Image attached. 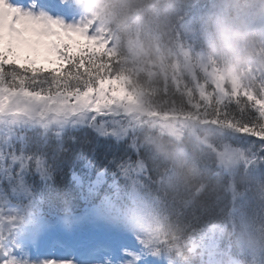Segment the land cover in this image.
I'll return each instance as SVG.
<instances>
[{
    "label": "trees",
    "instance_id": "obj_1",
    "mask_svg": "<svg viewBox=\"0 0 264 264\" xmlns=\"http://www.w3.org/2000/svg\"><path fill=\"white\" fill-rule=\"evenodd\" d=\"M104 1L117 14L125 13V18L136 2L143 1L147 10L150 7L155 9L153 26L160 35H164L163 44L157 51L148 45L150 42L144 41V53L137 58L127 52L130 43L123 37L114 48L106 49L105 78L111 77L114 83L123 82L125 99L130 95L128 92L133 93L131 100L140 101L150 113L169 110L176 115H189L238 131L245 127L255 131L264 128V117L258 115L244 96L245 91H250L264 99V35L257 39L250 63L242 69L227 64L228 68L220 71L224 74H218L213 79L200 69L176 66L172 57L178 44L186 48L191 45L194 49L204 46V36L208 31L204 25H209L213 19L221 22L219 14L213 16V0ZM260 18H255L254 22ZM117 26L118 31L123 32L130 26V21L120 20ZM256 27L264 30V26ZM229 68L234 69L239 77L238 86H233L228 75ZM216 80L221 81V86L214 82ZM116 91L115 99L122 100ZM149 122L150 117L138 120L134 137L124 140L126 143L123 145L97 139L86 128L65 129L60 139L55 136L54 130L25 129L19 148L29 154H37L47 175L30 178L27 176L30 169L24 172V178L31 181L41 194L48 215L80 211L85 204L99 202L105 193H111L113 198L122 197V191H107L104 183L94 187V179L98 169L109 165L114 156H119L123 148H128L135 160L147 167L148 187L159 199V219L173 247L185 252L183 245L188 244L198 230L222 221L226 217V208L236 204L245 209L246 218L239 225L241 233L244 237L253 238L255 259L264 264V143L257 140L260 136L253 135L252 131H240L255 139L242 136L232 144L248 145L260 157L259 167L253 171L240 167L230 177L217 168L212 159H202L200 152L189 146L187 141L178 144L164 133L151 132ZM225 136L216 134V140L224 142L228 140ZM70 137H75V141ZM193 156L200 157L198 161L201 163L198 164ZM107 177L111 178V172ZM86 178H90L91 185ZM162 178L166 181L162 182ZM58 189L61 190L59 195ZM236 193L243 197L235 203L231 196ZM122 202L119 200V203ZM115 203H118L117 200ZM233 242L239 249L240 241L236 235Z\"/></svg>",
    "mask_w": 264,
    "mask_h": 264
},
{
    "label": "snow or ice",
    "instance_id": "obj_2",
    "mask_svg": "<svg viewBox=\"0 0 264 264\" xmlns=\"http://www.w3.org/2000/svg\"><path fill=\"white\" fill-rule=\"evenodd\" d=\"M36 3L37 0H30L29 7L24 8L14 6L9 0H0V118L29 117L41 128L55 127L58 139L63 129L71 124L73 128L90 130L97 139L123 145L126 141L105 119L110 107L105 98L114 84L111 77L104 75L107 42L94 30L91 18L81 16L77 20L70 16L72 19L66 21L35 7ZM59 3L64 4L66 0H59ZM92 8L100 9L93 15L105 14V6L99 0ZM228 75L233 86H238L239 77L234 69L229 68ZM244 96L258 115L264 117V99L250 91H245ZM77 116L81 120L73 119ZM239 130L252 131L264 143V128L261 131L251 127ZM70 139L75 141L76 138ZM134 165V154L123 148L109 165L97 171L105 177L111 172L114 181L120 175L127 177ZM9 168L10 176L5 171ZM27 168L47 175L37 154L6 151L0 142V172L4 173L0 180H10L13 187L23 189L30 202L14 208L0 198V264H85V259L74 256L39 252L38 243L46 232L37 235L30 227L35 223L30 211L34 190L25 187L24 170ZM86 179L91 185L90 178ZM57 194H61L60 189ZM109 227L121 238H131L132 243H117V255L111 259L102 258L99 264H155L159 261L156 257L168 250L166 237L159 228L153 230L137 223L139 231L133 238L129 231Z\"/></svg>",
    "mask_w": 264,
    "mask_h": 264
},
{
    "label": "rangeland",
    "instance_id": "obj_3",
    "mask_svg": "<svg viewBox=\"0 0 264 264\" xmlns=\"http://www.w3.org/2000/svg\"><path fill=\"white\" fill-rule=\"evenodd\" d=\"M18 7H22V6H18ZM80 7L83 8L84 10H86L87 8V6H85L84 4L81 5ZM81 16H84V15L77 16L75 14L74 18L79 20ZM184 55H187L188 57V54L183 53V61L186 62ZM192 59L194 60V64L200 68V72L202 73L209 71L210 69H215L213 68L214 67L213 64L211 66L207 60L205 63V61L203 59H200V56L198 55H192ZM122 83H123L122 81H119V83L115 82L112 86V91L109 92L105 98L108 104L110 105L108 112L106 113L105 119L111 122V124L120 133L121 137H124V136H129V133L133 134L132 132L135 129V125H136L135 123L138 122L137 117L139 116L141 118H147L150 116V111H147V109L143 107V104H141L140 101L136 99L131 100V95L133 93L128 92V94L130 95H127L125 99L123 96L126 93V91L124 87L122 86ZM115 91L118 92L120 97H122V100L115 99ZM132 105L135 107H138L134 113L132 112L133 111ZM73 119L76 121H79L81 120V117L77 116ZM160 121H161V125H160L161 129L169 128L167 123H165V119L163 117L160 119ZM32 124H37V123H35L31 118L24 117V116H19V117L4 116L0 118V142H2L4 149L6 151L15 150L13 147V144H14L15 139H20L19 137L20 129L25 126H31ZM189 124H190L189 132L193 134L194 136L197 135L198 130H212L213 129L212 125L194 126V124L192 123H189ZM50 127L52 128V130L56 131L55 127H52V126ZM69 127H72L71 124L67 125L63 130ZM219 150L220 151L218 152V155H216L217 162L219 163L221 167L225 168L228 171L232 170L230 168H232L238 162L250 164L251 162L255 161V159L253 158V155L251 154L249 150H237L236 148L231 147L229 145H223L220 147ZM8 171H9V174H11V168H9ZM143 171H144V167H143L142 162L135 160V165L131 169L130 174L127 177L120 175L119 177L116 178L118 181H123V182L120 184L118 183L116 185H113L112 182H109L108 189L113 190V189L120 188V189L127 190L128 198L131 204H133L136 208L134 212L137 215H140L143 212H144L143 213L144 215L150 214L149 218L150 220H152L153 215L151 214V212H154L156 216L155 206L154 204H152L151 198L145 195L141 191V187H140L141 176L143 174ZM104 181H105V176L103 174H99L96 180H94V184L96 182L101 184ZM17 188L19 187L17 186ZM214 226H216V230H221L223 227V224H218ZM41 228L43 229L44 232L53 233L55 228L59 229V226L58 224H53L51 228H47V227H41ZM213 231H215V228H211L209 230V232H213ZM81 239H88V235L84 233ZM93 241H94V238L92 242ZM126 242L129 244L131 243L130 239H128V241ZM243 242L245 241L241 239V243ZM95 257L98 260L101 259L98 254H95ZM102 258H104V256H102ZM98 260H94L90 264H97Z\"/></svg>",
    "mask_w": 264,
    "mask_h": 264
},
{
    "label": "clouds",
    "instance_id": "obj_4",
    "mask_svg": "<svg viewBox=\"0 0 264 264\" xmlns=\"http://www.w3.org/2000/svg\"><path fill=\"white\" fill-rule=\"evenodd\" d=\"M213 16L219 14L221 22L212 20L204 36V48L208 55L236 69L244 68L252 59V50L264 30L254 23L264 18V0H213ZM245 242L253 238L241 236Z\"/></svg>",
    "mask_w": 264,
    "mask_h": 264
},
{
    "label": "bare ground",
    "instance_id": "obj_5",
    "mask_svg": "<svg viewBox=\"0 0 264 264\" xmlns=\"http://www.w3.org/2000/svg\"><path fill=\"white\" fill-rule=\"evenodd\" d=\"M171 111H167V112H161V113H152L154 116H160L161 118L163 117L164 119H166V120H169V121H171V122H173V123H179V122H181L182 121V119H183V117H181V116H178V115H176V114H174V113H170ZM189 123H192V124H194V126H197V125H204V122L203 121H201V120H197V119H195L194 117H189L188 118V121L186 122V124H185V130H189L190 129V124ZM198 152H199V150H198ZM235 166V168L238 170L239 168H240V165L239 164H235L234 165Z\"/></svg>",
    "mask_w": 264,
    "mask_h": 264
}]
</instances>
